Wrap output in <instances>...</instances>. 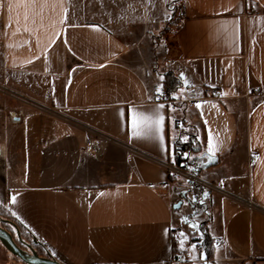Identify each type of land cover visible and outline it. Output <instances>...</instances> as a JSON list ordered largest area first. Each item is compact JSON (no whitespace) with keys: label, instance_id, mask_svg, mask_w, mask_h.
<instances>
[{"label":"crops","instance_id":"1","mask_svg":"<svg viewBox=\"0 0 264 264\" xmlns=\"http://www.w3.org/2000/svg\"><path fill=\"white\" fill-rule=\"evenodd\" d=\"M85 1L87 20L68 0H0V86L26 104L0 109V205L61 264H264V0ZM155 65L181 80L172 100L152 98ZM158 105L162 132L137 135L129 109ZM178 118L200 142L199 214L173 208Z\"/></svg>","mask_w":264,"mask_h":264},{"label":"trees","instance_id":"2","mask_svg":"<svg viewBox=\"0 0 264 264\" xmlns=\"http://www.w3.org/2000/svg\"><path fill=\"white\" fill-rule=\"evenodd\" d=\"M176 24L166 23L165 28L163 29L162 34H164L170 27ZM154 71H156L162 78L161 85L165 91V99L172 100L171 95L178 90L181 89L182 84L180 78L175 75L174 72L170 70H165L163 67L155 65L153 67ZM175 128L178 129V136L174 137L173 143L170 146L169 150V164L172 166L183 170L189 168L188 171L191 172L193 177L198 178V175L201 171V166L199 164L197 153L200 151V142L197 139V132L194 127L189 126L183 119H176L174 121ZM183 138V139H182ZM191 156H195L191 158ZM187 171V170H186ZM172 181H175L174 175L170 176ZM193 184V188L197 191L199 190V197L202 196L203 188L200 185ZM2 210H0V219L8 221V223L0 222V226L3 227L9 234L13 235L14 240L16 241L17 245L23 249H27L25 245H29L31 248L35 250L38 256L40 257H48L45 248L38 245L31 234L19 224L17 220L14 219L12 215L2 206ZM14 224L18 230V234H20V238L24 244L20 243L17 239V234L15 232V228L13 227ZM200 231V239L202 240V251L204 252V256L206 259H212L213 253V243L209 234L208 229L206 228V224H202L199 227ZM16 260L22 263L17 257L13 256ZM25 264V263H22Z\"/></svg>","mask_w":264,"mask_h":264},{"label":"rangeland","instance_id":"3","mask_svg":"<svg viewBox=\"0 0 264 264\" xmlns=\"http://www.w3.org/2000/svg\"><path fill=\"white\" fill-rule=\"evenodd\" d=\"M70 3V11L77 14H80L81 17L84 20H87V15H86V1L85 0H68ZM170 14L171 17L168 18L167 23H172V24H177L178 22V17L176 18V12L174 11V8L170 5ZM158 35V34H156ZM24 98L21 97L18 93L14 92L13 90L10 89L9 85L7 84L6 86L1 85L0 86V109L5 115L9 109H22L23 106L26 104L23 103ZM30 109V108H29ZM28 109V110H29ZM30 110H35L31 108ZM4 119V118H3ZM9 121V120H8ZM4 124H7L4 121ZM9 127L4 126V133L5 135L9 134ZM175 137L178 136L179 132L174 133ZM183 139V138H182ZM195 156H191L193 158ZM187 170H181L178 169L180 172L178 174H174L176 184L180 185L184 188V204L181 206L179 209L180 212H185L188 208H190L192 211H194L196 214H199L203 211V208L205 204H208L205 202L203 199V195L199 197V190L197 191L195 188H193V182L192 177L193 175L191 174L189 168H186ZM195 184V183H194ZM198 185V184H195ZM201 186V185H200ZM2 205H0V210H2ZM202 224H200L201 226ZM200 226H197L199 228ZM201 236V235H200ZM0 264H22L18 260H16L10 253L4 249L1 244H0Z\"/></svg>","mask_w":264,"mask_h":264},{"label":"water","instance_id":"4","mask_svg":"<svg viewBox=\"0 0 264 264\" xmlns=\"http://www.w3.org/2000/svg\"><path fill=\"white\" fill-rule=\"evenodd\" d=\"M182 206V202H177L174 204V209H180ZM0 222L8 223L6 220L0 219ZM15 228V232L17 234V239L20 243L24 244L20 238V234H18V230L14 224H12ZM0 244L6 249L8 253L12 256L17 257L22 263L25 264H61L60 262L55 261L52 257H40L37 255L35 250L31 248L29 245H25L27 249H23L19 247L16 241L13 238V235L9 234L3 227L0 226Z\"/></svg>","mask_w":264,"mask_h":264},{"label":"built area","instance_id":"5","mask_svg":"<svg viewBox=\"0 0 264 264\" xmlns=\"http://www.w3.org/2000/svg\"><path fill=\"white\" fill-rule=\"evenodd\" d=\"M177 12H179L180 14H184L185 13L184 12V7L178 6ZM157 86H160V89H161L160 92H157L156 91ZM204 92H205L207 98L220 99L219 98L220 97L219 96V92L217 90H215V89L205 90ZM152 98L155 99V100H158V101H166V99H165V91H164V88H163L162 85L155 84L153 86V88H152ZM190 98L191 99L188 100L189 102H193V101L196 100L195 94L192 91L190 92ZM87 148L92 151V154L95 157L100 154L99 153V150L96 151V148L93 145H90L89 143H87ZM253 162H254V157H253V155H250V163L252 164ZM167 167H168V170L169 171H172L174 174H178V172H180L178 170V168L172 166L171 164H169ZM191 181L193 183H195V184H198V180L195 177H192V180ZM215 242L217 244L220 243L219 240H215ZM193 245L196 248H198V249L202 248V245H203L202 240L201 239H195L193 241ZM174 258L178 262H185L188 259L187 258V253H178L177 255H175Z\"/></svg>","mask_w":264,"mask_h":264},{"label":"snow or ice","instance_id":"6","mask_svg":"<svg viewBox=\"0 0 264 264\" xmlns=\"http://www.w3.org/2000/svg\"><path fill=\"white\" fill-rule=\"evenodd\" d=\"M12 5L9 4V8H11ZM66 11V10H65ZM61 23L64 22V19L61 18ZM95 27V26H93ZM160 86H157L156 91L160 92ZM221 95H223V93H221ZM163 105H158L157 109H156V114L155 116H149V115H145L142 112H139L135 109H129V124L130 127H132L133 129L137 130V135L140 134L139 130L141 128V126L147 124V125H151V124H155L156 125V131L157 133H161L162 132V123H163V117L159 115V109L162 108ZM197 107H200L199 104H197ZM216 145L213 142V139L211 138V136L209 137L208 140V152L209 154H211L214 150H215ZM15 198H12L11 202H14Z\"/></svg>","mask_w":264,"mask_h":264},{"label":"bare ground","instance_id":"7","mask_svg":"<svg viewBox=\"0 0 264 264\" xmlns=\"http://www.w3.org/2000/svg\"><path fill=\"white\" fill-rule=\"evenodd\" d=\"M14 114V113H13Z\"/></svg>","mask_w":264,"mask_h":264}]
</instances>
